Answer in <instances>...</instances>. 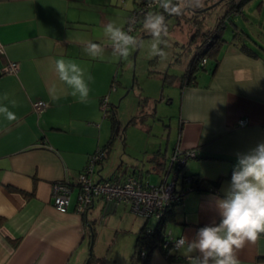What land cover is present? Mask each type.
I'll use <instances>...</instances> for the list:
<instances>
[{
	"label": "crops",
	"instance_id": "1",
	"mask_svg": "<svg viewBox=\"0 0 264 264\" xmlns=\"http://www.w3.org/2000/svg\"><path fill=\"white\" fill-rule=\"evenodd\" d=\"M119 1L0 0V98L8 93L18 101L12 109L17 121L0 118V264H82L91 241L86 220L95 229L89 211L97 205L118 206L96 198L85 215L76 211L77 175L88 156L111 141L101 146L105 125L100 103L114 83L117 59L109 44L99 39L105 36V24L124 14L122 23L127 7L129 13L135 8L136 0H127L122 7ZM89 40L105 46L103 60L92 59L84 51ZM237 44L226 39L219 48L215 71L210 70L211 61L197 75L196 83L181 85L182 71L162 79L177 85L178 131L171 152L158 149L151 157V169L163 178L175 148L195 147L199 156L186 159L180 172L217 182L213 190L184 194L182 203L174 207L175 219L168 220L171 227L167 228V221L163 227L173 237L191 239L200 227L213 219L219 221L213 197L223 196L221 189L231 180L237 153L264 141V56L243 53ZM61 57L80 63L94 77L89 104L77 103L70 95L51 99V83L62 87L51 62ZM10 61L18 65L15 72L4 71ZM37 99L46 103L39 112L32 108ZM108 104H113L110 95ZM242 117L247 118L243 126L238 124ZM132 170L142 175V169ZM171 178L170 173L167 179ZM56 180L69 181L71 195L75 192L64 212L52 204L51 186ZM178 180L176 188L183 189ZM237 257L240 264H264V236L256 244H246ZM148 258L149 264H186L178 251L167 257L158 246L149 251Z\"/></svg>",
	"mask_w": 264,
	"mask_h": 264
},
{
	"label": "rangeland",
	"instance_id": "2",
	"mask_svg": "<svg viewBox=\"0 0 264 264\" xmlns=\"http://www.w3.org/2000/svg\"><path fill=\"white\" fill-rule=\"evenodd\" d=\"M138 1L140 0L134 3L135 8ZM119 2L120 7L128 3L127 0ZM128 9L129 7L126 9V17L122 23L124 14L119 15V19L113 23L124 28L129 15ZM218 9L208 13L206 21ZM229 18L222 30L223 38L231 40L233 33L238 31L248 44L264 56V0H250L243 7L242 12L233 14ZM142 22L143 19L136 28L137 33L132 35L147 44L151 37L142 35V32H145ZM166 22L169 28L168 39L171 43V47L165 49L169 54L166 61L162 62L157 57L149 59L146 48L134 51L127 60L116 61L114 83L112 87L108 86L106 93L110 95V101L116 106L115 113L120 122V129L112 139L111 121L109 117L104 116L105 131L101 146L110 140L111 143L102 162L95 164L96 172L92 174L95 180L100 175L107 178L114 172L122 174L133 168L143 170L140 179L144 183L158 184L162 178L159 171L155 168L151 169L153 163L150 159L158 149L162 152L165 150L171 152L178 131L179 107L178 90L175 88L177 85L169 83L168 80L163 82L162 79L167 72L168 75L179 74L182 71L181 62L193 50L184 46L192 34V24L182 18L178 19L175 15L168 16ZM99 40L104 45L110 43L105 36ZM210 63L209 59L205 64L206 68L211 66ZM202 71L204 70L199 71L197 75ZM74 195L75 192L72 193V198ZM124 203H119L117 208L108 205L110 207L108 209L97 205L89 211L88 218L94 220L95 233L91 246L87 244L86 257L82 264L85 263L90 252L102 264H129L134 250L135 232L145 220L146 225L153 228L156 219L153 216L146 218L137 215L130 210L127 203ZM111 209L116 210L111 211ZM166 225L167 228L168 225L171 227L169 221Z\"/></svg>",
	"mask_w": 264,
	"mask_h": 264
},
{
	"label": "clouds",
	"instance_id": "3",
	"mask_svg": "<svg viewBox=\"0 0 264 264\" xmlns=\"http://www.w3.org/2000/svg\"><path fill=\"white\" fill-rule=\"evenodd\" d=\"M162 12H148L143 19L142 28L151 37L144 40L131 35V28L125 30L113 22L104 27V35L110 42L113 58L127 60L134 51L147 49L149 59L157 57L160 61L168 59L166 48L169 42V28L166 16H180L186 11L202 9L204 0H155ZM84 51L92 59L103 60L105 46L87 41ZM59 85L54 81L48 88L53 101L70 95L77 103L91 102V72L72 59L58 58L51 62ZM6 102V103H5ZM18 101L4 93L0 98V118L7 122L18 120L12 110ZM223 196L213 197L214 210L219 216L197 229L189 239L181 235L173 241L175 251L186 260V264H240L237 253L246 244H256L264 236V141L258 142L247 152L237 153V164L233 168L231 180L222 189Z\"/></svg>",
	"mask_w": 264,
	"mask_h": 264
},
{
	"label": "trees",
	"instance_id": "4",
	"mask_svg": "<svg viewBox=\"0 0 264 264\" xmlns=\"http://www.w3.org/2000/svg\"><path fill=\"white\" fill-rule=\"evenodd\" d=\"M250 0H204L205 6L202 9H195V10H189V14L185 12L184 14L180 16H176L178 19L181 20V18L184 21L189 22L192 24V34L190 35L189 39L184 43V46L187 48H190L192 52L188 54V56L182 61L181 59V66H182V73L180 75L181 77V85L184 82H191L196 83V77L197 73L201 70H206L205 64L207 59H210L213 62V66L210 68L211 72L213 73L215 71V68L218 63L217 54L219 51L220 46L223 44L224 41H226L225 38L222 36V30L225 27L226 21L229 19L230 16L236 13L242 12L243 7L249 2ZM139 3V1H138ZM218 9L214 15L210 16V19L206 21L207 14L210 13L212 10ZM155 11L162 12V9L158 7V5L154 9ZM153 12V11H151ZM166 19L168 18V15L165 14ZM144 19V16L140 17L138 20V23L136 27L138 26L140 20ZM143 36H146V32H142ZM237 31L233 33L232 39L237 41L238 50L246 53L253 57L260 56V52L255 49L253 46L248 44L244 37ZM258 44V43H257ZM205 59V62L202 63V60ZM168 73L164 75V79L167 78ZM168 80V79H167ZM115 105L111 104L104 110V116L109 117L111 121L112 126V139L118 134L119 132V125L120 122L116 116L115 113ZM123 135V133H122ZM110 143H107L105 147H103L100 151L102 154V158L105 157V153H107V149L110 146ZM185 150H193L194 156L191 158L198 157V151L195 147L191 149H185ZM183 150V151H185ZM172 155V153H171ZM100 161V160H99ZM184 164V163H183ZM182 164V166H183ZM166 169L164 172V177L167 175H170L172 173L173 169H178V176L180 182L184 185L183 189H179L178 192V198L175 202H173L167 209L165 210L163 217H161L159 220H156L155 226L151 228L146 225L147 222H144L142 227L140 228L139 232L136 234L135 243H134V250L130 257L129 264H149V258L148 253L153 248L158 246L159 247V241L161 232L163 231V227L165 225V222L175 219V206L179 205L183 201V196L188 190H194L198 192L203 191H209L213 190V188L216 187L217 182L212 179H208L196 174L186 175V174H180L181 167H178V165L169 160V164H166ZM169 167V170H168ZM127 174H131L137 178L140 179L139 173L136 170H132L129 173H122L118 174L114 172L111 174L108 178H119L123 177ZM181 175V176H180ZM172 176V174H171ZM184 176H189L190 180L185 181ZM176 179V180H177ZM141 180V179H140ZM161 180V181H162ZM175 180V181H176ZM142 181V180H141ZM143 182V181H142ZM177 183V181H176ZM85 215V214H83ZM85 218V216H84ZM87 224H90V231L92 232V236L95 233V229L93 228V225L90 221H87ZM93 239V237H92ZM91 242V241H90ZM93 242V241H92ZM144 252V254H142ZM170 257V256H169ZM84 264H102L100 260L95 258L93 254H89Z\"/></svg>",
	"mask_w": 264,
	"mask_h": 264
},
{
	"label": "built area",
	"instance_id": "5",
	"mask_svg": "<svg viewBox=\"0 0 264 264\" xmlns=\"http://www.w3.org/2000/svg\"><path fill=\"white\" fill-rule=\"evenodd\" d=\"M155 0H140L137 7L130 11L124 29L131 28L132 34L136 30V25L140 17L145 16L148 12L154 11L156 7ZM2 44L0 43V49ZM205 59L202 60V63ZM18 68L16 62H9L5 67L6 72H15ZM45 101L41 99L32 102L34 111L39 112L45 107ZM102 109H106L108 104V95L101 98L100 103ZM238 124L243 126L247 124V118L242 117L238 120ZM194 156L193 150H181L175 148L171 155V161L178 164H183L186 159ZM102 154L96 151L88 156L84 168L78 173L76 184L78 192L76 196V211L85 214L90 205L93 204L96 198H101L104 201L115 206L121 202L129 205L131 211L135 214L149 218L153 216L156 220L163 217L167 207H169L178 198L179 189L176 188V179L178 172L172 170V178L167 179V175L158 184H147L139 178L127 174L119 178H100L93 179L95 164L100 160ZM185 181H189V176H184ZM72 185L67 180H56L52 183L51 194L52 204L60 212L67 210L71 199ZM149 228L148 230H150ZM178 237L171 236L170 233L161 232L159 248L162 253L169 257L174 251L173 241ZM144 254V252H142Z\"/></svg>",
	"mask_w": 264,
	"mask_h": 264
},
{
	"label": "water",
	"instance_id": "6",
	"mask_svg": "<svg viewBox=\"0 0 264 264\" xmlns=\"http://www.w3.org/2000/svg\"><path fill=\"white\" fill-rule=\"evenodd\" d=\"M147 35H148V34H147ZM172 163H173V162H172ZM180 166H182V164H178V167H180ZM178 169H179V168L176 169L177 172H178ZM168 170H169V167H168ZM88 226L91 227L90 224H88ZM92 237H93V236H92V232H91V242H90V246H91V244H92V240H93ZM90 249H91V248H90ZM90 253H91V252H90Z\"/></svg>",
	"mask_w": 264,
	"mask_h": 264
}]
</instances>
